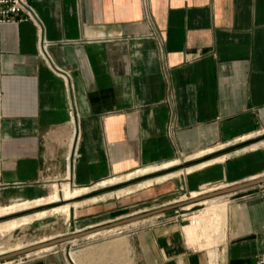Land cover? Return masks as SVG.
<instances>
[{"label":"crops","instance_id":"obj_1","mask_svg":"<svg viewBox=\"0 0 264 264\" xmlns=\"http://www.w3.org/2000/svg\"><path fill=\"white\" fill-rule=\"evenodd\" d=\"M35 7L36 21L0 24V207L45 199L63 183L90 187L173 161L125 182L179 172L132 200L179 190L192 199L264 177V0H38ZM263 185L221 195L227 222L217 245L191 244L190 222L178 216L132 230L135 264H264ZM110 204L78 214L97 217ZM196 231L194 240L188 232L192 241ZM43 251L0 264H85L96 253L84 249L72 261Z\"/></svg>","mask_w":264,"mask_h":264},{"label":"rangeland","instance_id":"obj_2","mask_svg":"<svg viewBox=\"0 0 264 264\" xmlns=\"http://www.w3.org/2000/svg\"><path fill=\"white\" fill-rule=\"evenodd\" d=\"M165 165L166 164H164L162 167L148 168V170H146L144 174L134 172L128 175L120 176L121 178L123 177V178H128V179L123 180L118 183L112 182L113 180L110 181L109 179V180H106L107 182L104 185L99 183L97 185H93L90 187H72L71 185L70 187H71V190L73 191L80 189V188H90L92 190L88 191L87 193H84L83 195L91 196V195L96 194V192L98 191H102L105 188L115 186L120 183H125L126 181L132 182L134 179H137L140 176L154 172L158 169L167 168L165 167ZM171 166H168V167H171ZM168 178H165L161 181H164ZM156 179H153L154 182H161V181H155ZM143 183H140L138 185H135L136 183L132 185H126L122 188L112 190V191H109V192H106L100 195H95L90 198H86L82 200L81 198H78V199H73L71 201L62 200L63 197H62L61 191H58V188L56 185V188L53 190V192L45 199H37L34 201H25V202L15 203V204L7 205V206H1L3 208H10V213L3 215V216H7V215L8 216L5 218H1L0 223L5 221L3 219L8 220L7 218L22 215V214L34 215L39 212L51 210L53 207L65 205L68 202H71L68 213L67 212H64V213L48 212L47 214L41 217L32 219L30 223L24 226L16 228L10 232H7L6 234H0V254L9 253L10 251L17 250V248H20V247L21 248L30 247L40 241L44 242V241H48L56 237H61V236L71 234L73 232H78L82 230L81 228L83 224L85 223L96 224V225H93V227L98 226V225H105V224L111 223L112 221H115L118 219H123V218L136 215L139 213L151 211L155 208H160L166 205H172L175 203L188 201L190 199L188 198L189 193H186V191H183V190H179L176 192L164 193L163 195L154 197V199H148V200L139 201V202L133 201L132 198L135 197L134 195H138V194H132V195H129V194L134 193L138 190L144 189L146 187L152 186L151 184L144 185ZM215 187L217 186L209 187L208 190H211V189L214 190ZM125 195H129V196H127L126 198H121V199L117 198V197H122ZM184 195H187V196H184ZM123 199H127L125 201H128V203L123 204L124 202L122 201ZM76 202H78V204ZM97 202L102 203V204L111 203L109 212L101 213L100 215H97V217H90L89 219H84L85 216L82 217L80 216V214H78L79 209L81 207H84L92 203H97ZM52 203H56V204L43 206L38 211L31 210L29 212H32V213L27 214L28 213V211H26L27 209H32L34 207H38V206L46 205V204H52ZM203 203L204 204L194 205L190 209H187L184 207L179 208L178 212L174 210L168 211L159 216H154L144 221L141 220L138 222H134V223L125 225L117 230L110 231V232L100 233L95 236L81 238V239H78L72 242H66V243L57 245L54 248L46 249L48 251L44 250L40 254H45V253L52 252V251H61V252L63 251L67 253V255L70 257L71 260H72L71 254H72V257L76 260L75 252L77 254L78 253L80 254V252H82V250L84 249H91V250L96 251V253L91 257H85L84 259L85 264H135L134 257L130 254V251L132 250L131 249L132 246H131L129 234L131 233V231L135 229H141L142 227L148 224H152V223L156 224L158 221H161V220H164V221L173 220V219L176 220V216L180 218V222L182 224H187L189 222L191 223V221L193 222L195 219H200V224L197 226V231H196L197 233L196 241H192L188 233L187 226L190 223L185 226V231L189 238V242L191 244L200 243L204 239L207 245L209 244L217 245V242L221 240L219 237L221 229L219 225L215 224V221H214L215 219L212 214H209L207 216L208 213L206 210L208 209L210 205L205 202ZM75 214L77 215L75 216ZM16 218H19V217H16ZM10 219H14V218H10ZM215 236L217 237L216 239L214 238ZM200 245L204 246L202 243H200Z\"/></svg>","mask_w":264,"mask_h":264},{"label":"bare ground","instance_id":"obj_3","mask_svg":"<svg viewBox=\"0 0 264 264\" xmlns=\"http://www.w3.org/2000/svg\"><path fill=\"white\" fill-rule=\"evenodd\" d=\"M201 154H197L194 157H198ZM177 163H179V161H173V162H170V163H166L165 167H168V166H171V165L173 166V165H176ZM193 169L194 168H191L188 171L190 172ZM146 170H148V169L140 170V171H138V173L144 174V172ZM178 174H179V172L172 173V174H168V175H165L163 177L157 178L155 181H161V180H163L165 178L172 177V176L178 175ZM126 179H128V178H123V177L122 178L121 177L120 178H118V177L115 178L114 177L113 179H110V181L113 180L112 182L118 183V182H121V181L126 180ZM106 182L107 181H103V182H101V184L104 185ZM153 182H154V180H149V181H146L143 184L144 185H149V184H152ZM57 188H58V191H61V194H62V197H63L62 198L63 201H71L73 199H76L77 197L83 196L84 193H87L88 191H91L92 190L90 188H80V189H77V190H74L73 191V190H71V187H70V184L69 183H63V184H61L59 186L57 185ZM211 190H213V189H211ZM211 190H208V191H211ZM197 195H199V194L196 193V192L192 193V196L193 197H197ZM207 199H202L201 201H203L205 203H208L210 205L208 207V209L206 210L207 213H208L207 216L209 214H212L214 216L215 224L219 225V227L221 229L220 238L222 240V238L225 236V231H226L227 204H226L225 201H223V197H221V196H214V197H211V199L210 198H207ZM201 201H198V202H201ZM76 203L78 204V202H76ZM70 204H71V202H68L65 205L53 207L51 210L39 212V213H36L34 215L22 214V215L10 217V218H14V219H10V218H7L8 220L3 219L5 221H3V222L0 223V234H6L7 232H10V231H12V230H14L16 228L21 227V226H24V225L30 223L32 221V219L37 218V217H41V216L47 214L48 212H50V213H64V212H67L68 213ZM187 207H191V204H188ZM11 209H13V208H11ZM27 210H29V209H27ZM8 213H10V208L0 207V218L6 217V216H3V215H6ZM27 214H29V213H27ZM204 214H206V213H204ZM16 217H19V218H16ZM149 218H151V217H149ZM146 219H148V218H146ZM146 219H143V221L146 220ZM135 222H138V221H135ZM199 224H200V219H195L192 222V224L187 227V230L190 233V235L192 237V240H194L195 231H196L197 226ZM121 227H123V226H118V227H115V228H111V229L103 230V231H100V232H97V233H93V234H91L88 237L95 236V235L100 234V233H105V232H110V231H113V230H117V229H119ZM219 242L220 241H218L217 244ZM52 247H54V246H52ZM49 248H51V247L42 248V249H39L37 251L46 250V249H49ZM17 249H22V248L20 247V248H17ZM215 251H216L215 249H211V252H210V256H211V259H212V263L216 262L215 261L216 260L215 259V257H216V252Z\"/></svg>","mask_w":264,"mask_h":264},{"label":"water","instance_id":"obj_4","mask_svg":"<svg viewBox=\"0 0 264 264\" xmlns=\"http://www.w3.org/2000/svg\"><path fill=\"white\" fill-rule=\"evenodd\" d=\"M137 179H134L133 181H136ZM262 182H264V177L253 179L251 181H247L245 183H240L238 185H234V186H231V187H226V188L220 189L218 191L210 192V193L202 195V196H200L198 198L189 199L188 201H183V202L175 203V204H172V205H166V206H163V207H160V208L153 209L151 211H147V212H144V213H139V214H136V215H132V216H129V217H126V218H123V219H118V220L112 221L111 223H108V224H105V225H98V226H94V227L87 228V229H84V230H80L78 232H73V233L65 235V236L56 237V238L50 239L48 241H44V242L32 245L30 247L19 249L17 251L9 253V254H7L5 256H0V261L3 260V259H8V258L16 257V256L26 255V254L32 253L34 251H37L39 249H42V248L57 246V245H60V244L66 243V242H72L74 240H78V239H81V238L88 237V236H90L93 233H97V232H100V231H103V230L115 228V227H118V226H125V225L131 224V223H133L135 221H140V220H143V219H146V218H149V217L159 216V215L164 214V213H166L168 211H171V210H174V209L183 208V207L187 206L188 204H193L195 202L201 201L202 199H207V198H211V197H214V196H221V195H224V194H227V193L236 192V191H239V190H242V189H246V188L252 187V186L257 185V184L262 183ZM132 183H134V182H132ZM123 184L124 183L118 184V185L112 186V187L107 188V189H114V188H119V187L125 186ZM80 197H77V198H80ZM54 204H56V203L47 204V205H44V206L54 205ZM40 207H42V206H40ZM40 207H36V208H40ZM2 218H5V217H2Z\"/></svg>","mask_w":264,"mask_h":264},{"label":"built area","instance_id":"obj_5","mask_svg":"<svg viewBox=\"0 0 264 264\" xmlns=\"http://www.w3.org/2000/svg\"><path fill=\"white\" fill-rule=\"evenodd\" d=\"M38 0H0V24L36 21L38 14L35 3ZM264 194V185L260 190ZM261 262H264L262 257Z\"/></svg>","mask_w":264,"mask_h":264}]
</instances>
